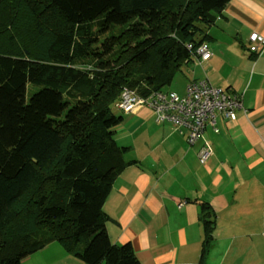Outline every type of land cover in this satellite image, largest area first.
Listing matches in <instances>:
<instances>
[{"label": "trees", "instance_id": "obj_1", "mask_svg": "<svg viewBox=\"0 0 264 264\" xmlns=\"http://www.w3.org/2000/svg\"><path fill=\"white\" fill-rule=\"evenodd\" d=\"M228 1L0 0L35 42L0 46V264H22L51 242L85 264H140L129 242L114 244L106 231L104 201L135 163L114 137L116 102L123 89L165 92L208 46L206 29ZM28 84L37 88L30 95ZM201 206L199 264L216 217Z\"/></svg>", "mask_w": 264, "mask_h": 264}, {"label": "crops", "instance_id": "obj_2", "mask_svg": "<svg viewBox=\"0 0 264 264\" xmlns=\"http://www.w3.org/2000/svg\"><path fill=\"white\" fill-rule=\"evenodd\" d=\"M252 31L264 35V0H229L206 29L210 57L186 65L189 77L176 92L206 77L237 93L235 118L216 113L217 131L206 126L190 145L183 129L158 122L143 105L123 113L114 137L135 163L115 178L103 209L110 241L129 242L140 264H199L201 202L216 214L203 264H264V51H248ZM206 145L211 152L202 161ZM58 245L38 250L48 264L57 262L53 254L63 264H85Z\"/></svg>", "mask_w": 264, "mask_h": 264}, {"label": "built area", "instance_id": "obj_3", "mask_svg": "<svg viewBox=\"0 0 264 264\" xmlns=\"http://www.w3.org/2000/svg\"><path fill=\"white\" fill-rule=\"evenodd\" d=\"M248 51L259 54L264 51V35L252 31L248 37ZM198 63L207 60L210 52L206 43H201L196 49ZM144 105L149 108L157 121H169L182 126L186 130L189 144H193L206 126L217 131L215 114L220 113L228 119L235 118L236 110L241 106L240 97L231 90L214 87L204 77L189 81L184 93L179 95L173 91H157L148 96H140L130 89H123L116 102L121 112L130 111L134 105ZM208 145L199 151L202 161L210 155Z\"/></svg>", "mask_w": 264, "mask_h": 264}, {"label": "rangeland", "instance_id": "obj_4", "mask_svg": "<svg viewBox=\"0 0 264 264\" xmlns=\"http://www.w3.org/2000/svg\"><path fill=\"white\" fill-rule=\"evenodd\" d=\"M9 6H13L12 2L7 3ZM6 11H0V46L3 48H14L15 50H19L20 48H26L28 47L29 49L32 50L34 48V38H28L25 36L24 33L17 31L16 29L13 28L14 24H11L12 20H14V16L12 19L10 17L13 15V10L11 7H4ZM44 13H41L43 15ZM40 14H38L39 16ZM40 17V16H39ZM42 22H45V19L42 20ZM185 67L186 65L182 66L180 69H178L171 82L165 86L163 91H168L172 90L177 93H182L183 92V87L185 85L186 77H189V75L185 72ZM31 84H28V90H27V95H30L33 91H35L37 88L34 87L31 89ZM181 95V94H179ZM112 112L116 115L119 114V111L116 109V107L112 106L111 107ZM55 244H57L55 242ZM58 245V244H57ZM59 246V245H58ZM64 252V251H62ZM32 255V254H31ZM30 256V255H29ZM57 262L55 264H63V261H58V256L57 254L52 255V259H56ZM50 260V256L46 257L45 255H42L41 251H37V253H33L32 257H29L25 260L23 264H48Z\"/></svg>", "mask_w": 264, "mask_h": 264}]
</instances>
